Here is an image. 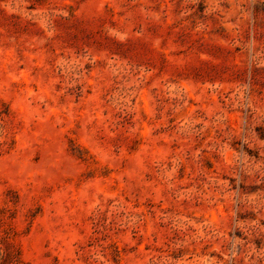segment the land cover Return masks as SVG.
<instances>
[{
	"label": "rangeland",
	"instance_id": "obj_1",
	"mask_svg": "<svg viewBox=\"0 0 264 264\" xmlns=\"http://www.w3.org/2000/svg\"><path fill=\"white\" fill-rule=\"evenodd\" d=\"M0 264H264V0H0Z\"/></svg>",
	"mask_w": 264,
	"mask_h": 264
}]
</instances>
